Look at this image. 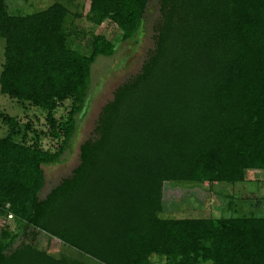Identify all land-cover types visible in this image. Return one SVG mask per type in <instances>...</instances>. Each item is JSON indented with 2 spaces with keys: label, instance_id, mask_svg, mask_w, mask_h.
Segmentation results:
<instances>
[{
  "label": "trees",
  "instance_id": "trees-1",
  "mask_svg": "<svg viewBox=\"0 0 264 264\" xmlns=\"http://www.w3.org/2000/svg\"><path fill=\"white\" fill-rule=\"evenodd\" d=\"M20 1L30 2L0 0V93L40 110L60 145L28 143L19 118L0 110L9 126L0 136V214L16 222L0 230V264H264V216L254 209L160 216L165 181L233 184L258 171L264 185V0H156L154 48L102 107L71 174L44 195L43 167L71 145L92 64L115 47L94 31L86 54L73 47L84 35L74 0L28 13ZM85 1L89 27L108 20L120 40H140L152 0ZM41 233L80 257L40 249Z\"/></svg>",
  "mask_w": 264,
  "mask_h": 264
},
{
  "label": "rangeland",
  "instance_id": "rangeland-1",
  "mask_svg": "<svg viewBox=\"0 0 264 264\" xmlns=\"http://www.w3.org/2000/svg\"><path fill=\"white\" fill-rule=\"evenodd\" d=\"M49 4V0H30V2L20 1L17 3L23 13L43 9ZM72 6L76 7L80 12V16L74 18V24L78 26L76 28L84 30V35L80 39L72 41L73 47L77 48L81 53L86 54L88 49L85 46V42L89 36L87 33L94 31L95 33L103 34L108 40L113 42L115 51L110 56H98L92 64L87 107L80 115L77 132L72 139L70 147L60 157V161L44 165L43 169L46 181L42 195L57 184L61 178L71 174L72 169L79 162V145L92 135L102 107L112 98L113 91L118 86L123 82L130 81L132 76L140 71L149 51L154 48L152 25L159 15L156 0H152L146 11L143 35L135 43L132 40H120L119 29L113 22L108 20H105L98 26L89 27L90 23L85 21L84 18L88 9L87 1L74 0ZM10 11L13 12V10ZM3 51L4 40L0 38V72L4 60ZM70 102V100H67L62 106L56 108L54 115L58 119H61L65 115ZM0 110L19 118L22 131L26 130L27 132V138L25 140L28 143H32L35 137H37L39 139L38 144L45 149L56 150L60 145L59 140L51 137L49 123L40 110L28 106L23 107L17 101L1 93ZM27 122L32 123L30 130L24 129ZM8 130V124L0 120V136H4ZM248 174L249 176L246 177L247 179L245 181L233 184L212 182L198 184V186L196 184L177 186L178 184L176 183L165 181L162 187L163 206L160 211V216H230L233 214V209H235L234 214L249 213V210L254 209L255 211L253 212L255 215L264 216V185L256 178L257 175H260V172L254 171ZM260 176L262 177L263 175ZM229 195L231 196L229 197ZM243 205L245 206V212L242 211ZM182 208H190V210L182 211ZM173 214L175 215L172 216ZM5 225L16 229V222L11 215L4 217L0 214V230ZM38 243L40 249L54 257H80L77 251L69 248L64 243H61L59 239L50 235L41 233L38 238ZM85 258L83 261L86 264H98L89 257Z\"/></svg>",
  "mask_w": 264,
  "mask_h": 264
}]
</instances>
